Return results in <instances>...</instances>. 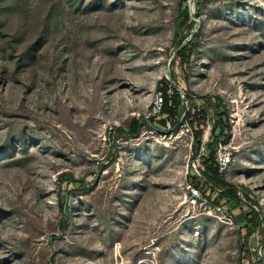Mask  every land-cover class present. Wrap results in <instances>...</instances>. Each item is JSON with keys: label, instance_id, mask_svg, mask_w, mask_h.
I'll list each match as a JSON object with an SVG mask.
<instances>
[{"label": "rangeland", "instance_id": "rangeland-1", "mask_svg": "<svg viewBox=\"0 0 264 264\" xmlns=\"http://www.w3.org/2000/svg\"><path fill=\"white\" fill-rule=\"evenodd\" d=\"M0 264H264V0H0Z\"/></svg>", "mask_w": 264, "mask_h": 264}, {"label": "trees", "instance_id": "trees-1", "mask_svg": "<svg viewBox=\"0 0 264 264\" xmlns=\"http://www.w3.org/2000/svg\"><path fill=\"white\" fill-rule=\"evenodd\" d=\"M179 20L181 23H187L192 21V15H191V10L189 7L185 6L181 11H180V16ZM193 24V22L191 23ZM178 36V35H177ZM179 37V36H178ZM185 40H181V38H178L177 42L179 43V48L183 47V42ZM186 49L182 51L181 56L185 57L186 56ZM163 108L161 111V115L166 116L165 122L166 124H171L174 123V126H177L179 124V116H180V108L183 103L182 99V94L180 91H178L176 88L174 89L173 94L169 93L168 91H165L163 94ZM141 126L140 121L134 120L131 125L129 130L126 132L127 135L129 136H138L139 135V128ZM211 162L209 170L213 168V172H210L209 170H203L202 166L200 167L202 175L208 180V182L212 183L215 187L218 189L222 190L223 193L221 194V197H226L228 199H237L235 187L230 186L223 177H221L220 172H219V166L218 164L216 165L215 163V157L214 153L208 149V155L206 157V161L204 164ZM216 165V166H215Z\"/></svg>", "mask_w": 264, "mask_h": 264}, {"label": "built area", "instance_id": "built-area-1", "mask_svg": "<svg viewBox=\"0 0 264 264\" xmlns=\"http://www.w3.org/2000/svg\"><path fill=\"white\" fill-rule=\"evenodd\" d=\"M163 104H164L163 94L160 93L154 102V105L152 107V112L161 113ZM202 150H203V155L207 156L208 150L206 151L205 148H203ZM205 151L207 152V154L205 153ZM232 155H233V152L230 151V148L227 147V145H220V147L218 148L216 152V160H217V164L219 166L220 172H224L229 168V166L231 165L233 161ZM197 173H198V176L196 178L200 181V186H197V185L188 186V193L190 194V201L192 204H196L198 201H201L203 199V194L207 190H211L214 192V194H218V195L220 193H223L222 190L218 189L212 183L208 182V180L205 177H203L199 171H197Z\"/></svg>", "mask_w": 264, "mask_h": 264}]
</instances>
